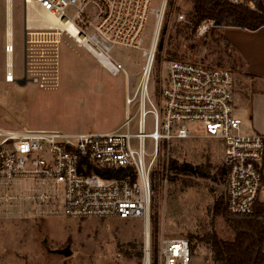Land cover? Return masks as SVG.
Wrapping results in <instances>:
<instances>
[{
	"label": "built area",
	"instance_id": "obj_1",
	"mask_svg": "<svg viewBox=\"0 0 264 264\" xmlns=\"http://www.w3.org/2000/svg\"><path fill=\"white\" fill-rule=\"evenodd\" d=\"M226 1L234 5L245 2ZM22 2L25 46L33 45L35 38L40 37L35 34H67L111 76L124 74L127 81V71L113 59L116 48L142 51L145 65L134 92L127 86L125 120L113 132L0 130V180L7 187L13 183L19 187L23 183L32 185L17 196L4 198L6 204L18 202L15 207L20 210V218L142 219L145 229L142 264H192L188 239H163L155 259L151 238L155 188L161 177L165 176L168 183L174 142L188 140L223 144L221 170L228 212L234 217L254 214L255 204L264 202V136L245 133L242 129V120L236 116L232 69L165 58L157 72L168 0H162L159 9L151 7L152 0ZM29 12L33 16L31 21ZM39 16L47 22H40ZM151 16L156 22L146 50L142 49V35ZM50 18L60 25L49 24ZM178 19L185 21V16L179 15ZM70 27L74 28V35L69 33ZM211 27H215L213 21L202 23L198 35H204ZM15 53L14 0H5L4 81L7 84L20 79L15 72ZM25 67L28 80L29 71ZM31 79L32 83H39L37 78Z\"/></svg>",
	"mask_w": 264,
	"mask_h": 264
},
{
	"label": "rangeland",
	"instance_id": "obj_2",
	"mask_svg": "<svg viewBox=\"0 0 264 264\" xmlns=\"http://www.w3.org/2000/svg\"><path fill=\"white\" fill-rule=\"evenodd\" d=\"M161 1L152 0L151 7L159 9ZM258 2L260 0H245L243 5L256 9ZM189 13H192L190 2L168 0L157 72L165 58L232 69L236 116L242 120L245 133H254L249 119L251 93L264 86L251 83L240 74V70L245 69L242 58L244 69H236V65L241 66L238 62L232 63L237 55L224 45L215 44L211 34L215 27L202 36L198 35V29L194 32ZM179 15H184L185 21H179ZM155 22V17L151 16L146 24L142 49L150 47ZM25 34L24 5L22 0H14L15 72L22 79L26 62L29 78L24 86L7 84L4 81L5 0H0V130L107 133L123 124L127 86L133 93L145 65L142 51L120 47L112 54L127 71V81L124 74L111 76L67 34H35L40 37L28 47ZM31 77L37 78L39 83H32ZM150 91H153V82ZM151 125L149 117L148 129ZM174 144L173 159L200 168L203 175L171 181L170 172L168 183L165 176L161 177L151 204L153 255L155 259L158 257L163 239L185 238L191 247L196 246L192 264H214L209 246L200 239L208 232H215L224 240L234 238L224 218L215 216L213 211L216 202L226 196L224 177L220 174L224 146L216 141L188 140ZM148 148L151 151L150 145ZM31 187V183L20 187L13 183L7 187L0 180V264H142L145 247L142 219L20 218V210L15 207L18 202L6 204L4 198L17 196ZM67 247L72 252L70 256L57 253Z\"/></svg>",
	"mask_w": 264,
	"mask_h": 264
},
{
	"label": "trees",
	"instance_id": "obj_3",
	"mask_svg": "<svg viewBox=\"0 0 264 264\" xmlns=\"http://www.w3.org/2000/svg\"><path fill=\"white\" fill-rule=\"evenodd\" d=\"M184 1L192 5V13H189L188 17L193 25V31L196 32L203 22L213 21L215 30H212L211 34L215 44L224 45L229 52L235 53L222 34L225 28L235 27L256 31L264 27V6L261 1L257 3L255 10L248 5H234L226 0ZM159 49H162V44ZM167 53L172 55L170 52ZM232 63H240L241 66L236 65V69H244L239 56L232 58ZM171 174V181L203 175L200 168L187 163L180 164L174 159L171 161ZM220 174L223 176L222 170ZM183 185L188 186L187 182ZM254 209L251 217H234L228 212L226 196L216 202L214 215L224 218L234 238L224 240L215 232H208L200 239V242L209 246L214 264H264V202H257ZM195 248L196 246L191 247L192 253Z\"/></svg>",
	"mask_w": 264,
	"mask_h": 264
},
{
	"label": "crops",
	"instance_id": "obj_4",
	"mask_svg": "<svg viewBox=\"0 0 264 264\" xmlns=\"http://www.w3.org/2000/svg\"><path fill=\"white\" fill-rule=\"evenodd\" d=\"M222 32L236 55L244 60L245 69L240 74L249 82L264 86V27L256 31L228 27ZM249 119L253 132L264 136V89L251 93Z\"/></svg>",
	"mask_w": 264,
	"mask_h": 264
},
{
	"label": "water",
	"instance_id": "obj_5",
	"mask_svg": "<svg viewBox=\"0 0 264 264\" xmlns=\"http://www.w3.org/2000/svg\"><path fill=\"white\" fill-rule=\"evenodd\" d=\"M25 33H26V30H25ZM26 35V34H25ZM26 61V60H25ZM25 66H26V62H25ZM16 83L19 84L20 86H24L28 83V80L26 78V67H25V70H24V75H23V78L22 79H18L16 80ZM57 253L61 254V255H64V256H70L72 254L71 250L69 247H67L66 249L64 250H61V251H57Z\"/></svg>",
	"mask_w": 264,
	"mask_h": 264
},
{
	"label": "bare ground",
	"instance_id": "obj_6",
	"mask_svg": "<svg viewBox=\"0 0 264 264\" xmlns=\"http://www.w3.org/2000/svg\"><path fill=\"white\" fill-rule=\"evenodd\" d=\"M28 19H29V21H31L33 19V16H31V12H29V14H28ZM38 20L40 22H44V23L47 22V19H44L43 17H40V16H39ZM49 21L51 22L49 24H52V25H60V22L57 21V20H55V19H53V18H50ZM69 33H71L72 35H74L75 34L74 28L70 27L69 28ZM40 35H42V34H40Z\"/></svg>",
	"mask_w": 264,
	"mask_h": 264
}]
</instances>
